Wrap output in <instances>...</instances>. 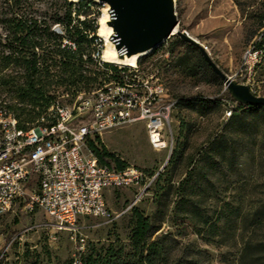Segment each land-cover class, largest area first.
I'll return each instance as SVG.
<instances>
[{"label": "rangeland", "instance_id": "374dc122", "mask_svg": "<svg viewBox=\"0 0 264 264\" xmlns=\"http://www.w3.org/2000/svg\"><path fill=\"white\" fill-rule=\"evenodd\" d=\"M10 1L0 0V18ZM27 1L30 7L22 0L18 13L35 18L50 17L54 13L56 0ZM71 2L72 24L80 25L79 21L86 19L94 25V30H82L89 40L82 47L83 73L91 81L78 87L62 85L49 89L54 97L52 103L66 105H71L80 93L90 94L110 80L106 69L92 58L95 51L104 49V40L97 34L100 17L104 13L108 15L106 6L83 0L89 3V8L84 9L81 0ZM238 2L242 8L251 2L254 6L264 4V0ZM175 11L176 30H185L196 38L212 61L232 79L237 81L246 71L245 80L240 83L247 85L252 93L264 96V53L252 50L257 40L252 33L253 13L240 10L237 0H175ZM57 28L63 33L56 32ZM52 29L64 35L67 43L62 40V47L76 49L74 38H69L63 28L54 24ZM5 34L0 25V50L7 53L1 47L6 42ZM249 53H256V59H250ZM200 56L197 48L188 46L173 32L153 52L139 58L142 70L156 74L175 101L170 116L171 148L154 150L142 122L123 124L99 135L110 153L126 165L152 171L156 175L154 181L147 187L105 190L111 216L77 220L76 235L84 239L82 251L69 231H59L54 240L49 239V221L42 210L25 213L15 203L10 211L0 215V247L9 243L0 264H69L92 247L98 249L110 243L122 245L129 252L135 211L159 226L158 232L171 231L179 242L200 247L210 264H237L240 244L235 241L242 233L244 237L264 236V118L250 114L243 120L244 126L229 131L235 140L231 141L232 146L226 150L223 160L209 151V142L223 130L228 104L212 100L206 106L200 105L199 101L217 98L226 89L222 79ZM18 72V68L10 67L0 76H14ZM0 100L13 108L21 105L1 87ZM23 107L42 112L38 107ZM234 107L238 109L237 104ZM182 199L197 204L200 212L216 222V233L225 244L204 242L196 234L200 226L189 220L185 208H180ZM246 215L249 221L244 223ZM252 216L261 219L258 226H253ZM11 230L15 233L9 238L7 234ZM222 255L226 261L221 260Z\"/></svg>", "mask_w": 264, "mask_h": 264}, {"label": "built area", "instance_id": "2783aa9c", "mask_svg": "<svg viewBox=\"0 0 264 264\" xmlns=\"http://www.w3.org/2000/svg\"><path fill=\"white\" fill-rule=\"evenodd\" d=\"M56 32L63 30L57 28ZM97 35L104 40V49L95 51L92 58L106 69L110 79L99 89L80 93L71 105L53 103L40 122L26 130L18 127L8 105L0 100V215L15 203L25 213L40 209L49 221V239L54 240L59 231H69L80 251L84 239L76 235L77 220L111 216L105 190L147 187L156 176L132 165L112 169L99 163L87 148V138L142 122L154 150L171 148L172 144L173 98L156 74L142 70L139 59L130 66L113 64L114 55L107 60L106 40ZM256 57V53H249L250 59ZM230 114L228 107L225 117ZM76 119L85 122L73 126ZM8 247L9 243L0 247V261ZM72 264H81L79 257Z\"/></svg>", "mask_w": 264, "mask_h": 264}, {"label": "trees", "instance_id": "16d2710c", "mask_svg": "<svg viewBox=\"0 0 264 264\" xmlns=\"http://www.w3.org/2000/svg\"><path fill=\"white\" fill-rule=\"evenodd\" d=\"M23 1L30 7L27 0ZM88 2L95 3L92 0H88ZM21 3L22 0H11L2 13L3 17L0 18V25L6 31L4 36L6 42L1 47L7 50V53L3 49L0 50V73L10 67L19 69V72L14 76H0V87L11 97L13 96L17 103L21 104L18 108H13L11 105H8V108L17 119L18 127L26 130L39 123V118L43 116L38 117L39 114L44 112L46 115L49 107L52 106L54 97L49 93L51 86L78 87L81 83L91 81L90 77L83 73L82 47L89 42L83 31L94 30V25L86 19L79 21L80 25L72 24V2L68 0H56L52 16L43 15L42 18L18 13ZM80 4L84 9L89 8V3L87 5L83 3V0ZM237 4L240 10H248V12L253 13L255 23L252 33L257 36V40L254 42L252 50L263 54V2L259 6H254L251 2L244 8L238 0ZM54 24L63 28L69 38H74L77 45L76 49L62 47L64 35L57 34L52 29ZM79 26H82L83 29ZM185 43L190 47L197 48L202 62L207 63L199 46L187 41ZM245 77L246 71L237 79V82L244 81ZM212 100L226 101L227 107L231 109V114L224 123L222 132L215 135L209 142L208 148L209 151L215 152L219 160H223L231 141L234 143L235 140L229 131L234 132L239 127L244 126L243 120L250 114H257L264 118V105L247 106L240 104L230 96L226 89L217 98L201 100L199 103L206 106L208 101ZM235 104L238 105V109H235ZM24 105H29L32 108L38 107L42 112L25 109ZM35 116L38 118L33 122ZM84 122V119H76L73 126H79ZM86 145L99 163L112 169H121L126 166L105 148L98 134L89 136ZM143 170L148 176L154 175L152 171ZM185 203L187 202L182 199L180 208H185L189 214V220L200 226L196 234H200L204 242L225 244L221 235L216 233V222L211 221L209 217L200 212V207L197 204L188 202L189 204L184 206ZM134 217V225L130 232L131 251L125 252L122 245L113 243L98 249L92 247L79 256L81 264H210L206 253L200 247H195L191 242H179L171 231L158 232L160 227L154 225L148 217L143 216L138 211H135ZM250 219L253 226H258L261 223V219L258 217L252 216ZM248 221L246 215L243 222L247 223ZM14 233L15 231L11 230L7 236L10 238ZM235 242L240 244L236 259L237 264H264V236L244 237L242 233L239 240ZM221 257L222 261H226L225 255Z\"/></svg>", "mask_w": 264, "mask_h": 264}, {"label": "water", "instance_id": "95a60500", "mask_svg": "<svg viewBox=\"0 0 264 264\" xmlns=\"http://www.w3.org/2000/svg\"><path fill=\"white\" fill-rule=\"evenodd\" d=\"M74 1V0H71ZM104 4L107 10L108 40L114 58L113 64L130 66L159 47L175 32L181 39L200 47L198 41L185 30H176L178 24L175 0H92ZM211 69L222 79L230 96L238 103L264 105V96L251 92L249 87L227 76L201 48Z\"/></svg>", "mask_w": 264, "mask_h": 264}, {"label": "bare ground", "instance_id": "6f19581e", "mask_svg": "<svg viewBox=\"0 0 264 264\" xmlns=\"http://www.w3.org/2000/svg\"><path fill=\"white\" fill-rule=\"evenodd\" d=\"M105 10H106V8H105ZM106 20H107V15L104 13L102 15V17H100V19H99L100 27H99V31L98 32H99V35L103 36L105 38V40H106V48H105V52L104 53H105L106 59L108 60L111 56L113 57L114 51L112 50V47L110 46V43H109V40H108V35L110 33V29L105 24ZM187 34L189 36H191L192 38H194L188 32H187ZM194 39L197 41L196 38H194ZM131 63H135V59H132Z\"/></svg>", "mask_w": 264, "mask_h": 264}]
</instances>
